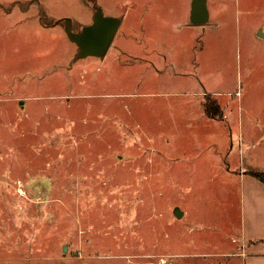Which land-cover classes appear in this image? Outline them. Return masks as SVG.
<instances>
[{
  "label": "rangeland",
  "instance_id": "374dc122",
  "mask_svg": "<svg viewBox=\"0 0 264 264\" xmlns=\"http://www.w3.org/2000/svg\"><path fill=\"white\" fill-rule=\"evenodd\" d=\"M188 1L0 0V264H245L264 0H210L206 28ZM98 5L124 20L75 59L64 17Z\"/></svg>",
  "mask_w": 264,
  "mask_h": 264
},
{
  "label": "crops",
  "instance_id": "0c3cea01",
  "mask_svg": "<svg viewBox=\"0 0 264 264\" xmlns=\"http://www.w3.org/2000/svg\"><path fill=\"white\" fill-rule=\"evenodd\" d=\"M196 1H204L207 5L208 19L205 22H195L191 18L193 5ZM209 2H210V0H189L187 2L186 7H187L188 15H189V24L190 25L204 26L206 28L205 24L208 22V20L211 19V16H212V9H210ZM159 3H160V0H157V6L158 7L160 6ZM169 5H171V4H169ZM173 7H174L173 5L170 6V8H172V9H173ZM95 8L93 11L90 10V11H92V12H90V17H91L90 21L93 20V13L95 11ZM132 10L133 9H130V12H132ZM144 10H146L148 16L150 18H152V20L156 21L159 24L160 17L157 16V15H159L158 13L156 15H153V13H150V11L153 9H144ZM110 15H113V14H110ZM115 16H118V15H115ZM118 17H120V19H121V22H120V24H121L122 20H124V19L120 15ZM84 23H85L84 25L82 24V28L90 22L84 21ZM41 26L47 27L46 24H44V25L41 24ZM219 103L217 102V105L219 106V108L220 109L223 108L225 110V115L223 116V118L225 119L229 116L227 113L228 105L222 103L221 101ZM203 106L205 109H206V107H209V105L207 104L206 101H205V103H203ZM205 114H207L206 110H205ZM239 121H240V119H239ZM258 122H259V124L262 123L260 118H259ZM240 129H242L241 124H240ZM253 134H254V138L259 141V147H260L262 144V141L264 140V136H262L261 133L260 134L258 133L257 127H256V122L253 123ZM259 165H260V166H258L259 169L254 170V171H264V162L262 164H259ZM243 179L246 182L248 179V185H249L248 212L246 211V195L244 198L245 219H246V214H247L248 219H249V224L245 223V234L243 237H241L242 248H243L242 253L244 255V262H245V264H264V182L261 181L259 178H257L254 175L252 177L244 176ZM244 188H246L245 184H244Z\"/></svg>",
  "mask_w": 264,
  "mask_h": 264
},
{
  "label": "water",
  "instance_id": "95a60500",
  "mask_svg": "<svg viewBox=\"0 0 264 264\" xmlns=\"http://www.w3.org/2000/svg\"><path fill=\"white\" fill-rule=\"evenodd\" d=\"M191 18L195 22L207 21L208 9L204 1L194 3ZM65 19V30L69 38L79 46L75 59L88 55H104L108 51L121 22L120 17L107 15L101 5L95 8L93 21L81 30H74L71 17H65ZM177 213L180 214L181 210L178 209Z\"/></svg>",
  "mask_w": 264,
  "mask_h": 264
},
{
  "label": "trees",
  "instance_id": "16d2710c",
  "mask_svg": "<svg viewBox=\"0 0 264 264\" xmlns=\"http://www.w3.org/2000/svg\"><path fill=\"white\" fill-rule=\"evenodd\" d=\"M221 111V109H220ZM253 174L264 182V171H253Z\"/></svg>",
  "mask_w": 264,
  "mask_h": 264
}]
</instances>
